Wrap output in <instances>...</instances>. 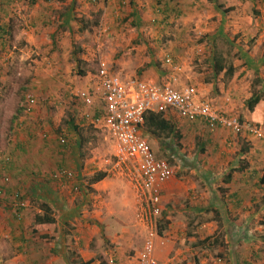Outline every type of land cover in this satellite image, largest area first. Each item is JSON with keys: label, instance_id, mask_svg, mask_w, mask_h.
<instances>
[{"label": "rangeland", "instance_id": "rangeland-1", "mask_svg": "<svg viewBox=\"0 0 264 264\" xmlns=\"http://www.w3.org/2000/svg\"><path fill=\"white\" fill-rule=\"evenodd\" d=\"M38 1L41 3V0H12V3L9 4L0 0V26L8 27L7 33L4 34V40L2 43L0 42V167L13 162L10 150L15 149L17 143L25 147L21 149H25V155L29 154L31 159L39 155L40 148L46 149L47 144L51 145V152L55 155L53 161H42L45 164V169H30L28 174H30L31 180L28 185H24V192L20 189L18 191L21 198L25 202H29L28 207L26 203L27 208L24 209H30L31 215L35 214L34 208L42 204V201L33 197L35 181L50 188L54 192L53 196L56 202L58 196L62 195L65 198L71 194V199L75 198L72 199L73 215L71 216L73 218L75 212L78 213L80 210L90 213L95 211L96 194H92V192L74 194L69 188H66L65 193H62L60 184L49 181V174L60 166L72 170H76L77 165L83 166L86 169L83 170L86 174L97 169L109 173L110 178L123 181L118 172H115V175L112 174L117 142L105 129L99 130L85 122L86 108L77 97L71 95L72 91L77 92L85 88L91 82L90 79H87V75L98 70V46L101 47V58H110L111 65L117 70L122 68L120 63L123 61L118 58L125 53L123 56L126 59L122 64L124 77L149 80L147 76L150 74H147V71L151 72L154 78L158 77L160 73H164L163 76L166 79L162 80L164 78H161L160 83L171 81L174 77L179 85H194L202 92L204 91L209 99L218 97L223 88L227 91L232 81V77H229L228 74L226 78L219 79L221 74L218 72L217 59L214 58V55L221 56L220 61L227 68L233 63L237 64V68L240 67L239 64L242 62L239 54L242 51H248L249 54L257 56L256 58H262V53L253 52L254 45L247 42L248 48L240 46V43L236 44L240 39L246 40L243 33L236 35L230 33L228 37L234 42L232 46H228L223 41L224 39H221V35L219 40L225 44L213 45L209 42L212 33L200 34L192 30L186 34L185 39L180 40V31H178L180 22L178 20L166 23V26L170 28L161 33L159 30L166 22L163 15L153 11L151 19H145V15L143 16L144 20L141 17L139 19L132 18L129 17L131 12L127 5H125L127 8L121 13L113 15L118 20L112 21L111 18L106 20L112 15L105 16L99 9H96L89 17L83 19L82 23L79 22L81 17L74 16L72 22L68 20L66 24H62L61 19H58L57 22L55 19L53 26L40 29L35 23L38 22V12L40 11L37 7ZM235 1H232L230 5L233 10L239 6L235 4ZM55 2L58 13L63 12L71 4V0H55ZM91 3L92 6L98 5V2L91 1ZM74 4V8L80 10V3L77 0ZM246 6L257 7V3L256 1L254 3L247 1ZM225 7L227 6L225 5ZM231 10L228 9L229 12ZM103 26H110V29L100 31ZM80 27L83 28V31H79ZM138 34H141V40H137ZM150 34L160 36L161 47L159 44H157L158 48L153 45L145 52L143 44H148L147 39ZM1 35L2 32H0ZM136 41L139 43L136 47L141 48L138 49L142 52H139L140 54L148 55L150 53L160 56L163 54L162 57L157 56L151 63L135 62L134 55L138 52L131 48L133 49ZM244 42L246 43V41ZM3 43L6 44L5 47L2 46ZM114 45L116 51L112 53ZM167 56H170L175 63L181 66L182 72L174 74L165 63ZM90 58H92L91 61H89ZM54 74H57L56 78ZM257 74V72H252L251 77H248L249 82L252 83L250 92L253 95L261 90ZM221 83H225L226 86L220 87ZM229 92L232 93V91ZM28 96H32L36 103L32 112L25 114L23 106L26 104ZM97 100L95 105L101 104V100ZM89 110L93 111V109ZM166 119L174 122L176 134H172L170 137L166 134L156 136L144 127L143 137L152 147L156 157L168 161L175 171L183 170L182 176L179 177H184L191 170H235L240 165L244 166V164H240L241 160L238 162L237 156L233 161L237 151H233L232 147L226 143L218 145L219 137L222 134L220 129L212 132L204 123H192L176 114L172 118L166 117ZM257 126L264 127L262 124ZM225 135L227 134L225 133ZM61 136H67L69 139V145L65 149L57 148L58 138ZM76 140L77 144H75ZM76 148L77 150H75ZM233 162L237 164L232 166ZM36 173L39 174L40 179L38 180L35 176ZM220 177L221 175L214 185H220L222 182ZM224 178L225 176H223ZM13 179L15 178L9 175L2 176L4 184L9 186L14 181ZM84 179L86 180V178ZM22 180L17 179V186ZM41 189L43 190L44 187ZM76 195L78 196L75 197ZM104 199L105 201L101 205H104L106 210L108 208L111 211L113 207H119L117 200L119 198H112L108 195ZM98 200L102 201V199ZM59 210L63 212V208ZM46 212L49 210L46 209ZM54 213L51 211L49 215L53 218ZM55 219L61 220L56 216ZM223 220L221 226L218 224L220 228L211 237L210 245L207 244L206 248H204L205 246L199 247V245H196L198 247L196 248L188 242L186 244L193 250L197 249V252L205 250L207 258L210 257L208 264H222L219 259L224 261V264H264V221L255 218L247 224L234 222L242 226L243 229L232 231L230 234L228 225L225 224V219ZM162 223L163 221H161ZM135 224L137 223L135 222ZM36 227L42 232L49 231L48 226L36 225ZM132 228L134 233L132 236L131 234L128 236V233H125L123 229L114 228L115 232H110L105 226L103 227L102 235L99 238L96 237L93 247L91 246L93 250L98 248L96 250H99L101 263L110 264L112 258H117L120 264H137L146 234L142 233L138 226H132ZM224 228L225 233H223ZM189 230L192 232V228L189 227ZM104 231L105 233H103ZM244 231L247 232V235L243 233ZM122 236L128 238L125 239ZM213 238H216L215 242H213ZM49 239L51 237L47 236V240L44 239L43 242L51 245ZM115 248H121L126 255H116ZM197 256L199 255L197 254ZM79 260L75 258L73 264H77ZM203 261L202 257L198 261L191 257L189 261L182 264H203ZM56 264L61 263L57 262ZM113 264H117V262L115 261Z\"/></svg>", "mask_w": 264, "mask_h": 264}, {"label": "crops", "instance_id": "crops-1", "mask_svg": "<svg viewBox=\"0 0 264 264\" xmlns=\"http://www.w3.org/2000/svg\"><path fill=\"white\" fill-rule=\"evenodd\" d=\"M2 1L9 3L10 0ZM77 1L80 3V10L74 8L76 0H71L70 6L59 13L55 0H41V3L38 1L37 7L40 11L38 12V22H35L38 24L37 28H50L54 25L55 19L56 22L58 19H61L62 24H66L68 20L72 22L74 16L81 17L79 22L82 23L83 19L89 17L96 9H99L105 16L111 14L112 17H108L106 20L111 18L114 21L117 17L114 18L113 15L115 16L129 7V12H131L129 17L135 14L136 16L134 17L138 19L139 17L143 18L144 15L145 19H151L153 11L163 15V19L166 22L159 30L161 33L170 28L166 26V23L171 20H178L180 22L178 25L180 40L182 38L185 39L186 34L192 30L200 34L206 32L212 33L209 37V42L213 45H220L219 43L223 44L225 42L228 46H232L234 42L228 37L230 33H235V35L243 33L246 40L240 39L236 44L240 43V46L248 47V42L254 45L253 52L262 53L261 59L264 58V0H253L252 3L255 1L257 3V7L253 8L249 6L245 7V3L250 0H236L235 4L239 6L230 12L228 8H230L234 0H134L133 5L130 4V0ZM91 1L98 2V5L92 6ZM57 13L59 14L58 16ZM109 27L103 26L100 28V31H107ZM80 30L83 31V28L80 27ZM144 35L146 36V33ZM220 35L222 36L221 39H224V42H220ZM136 37L138 38L137 40L142 39L141 34H138ZM148 37V44H143L145 52L149 47L154 45L153 47L158 48L157 44L160 46L162 43L160 36L150 34ZM136 45H139L138 41L135 42L133 49L131 48V50H137L138 52V54L134 55L136 57L135 62L151 63L155 61L157 56L162 57L163 55L140 54L139 52L141 51L138 50L140 47H136ZM97 49L98 58H100L101 47L98 46ZM115 49L114 45L111 52L114 53ZM246 52L248 53V51H245L244 58L241 57L242 63L239 64V68H237L236 63L231 65L235 69V72L232 75L230 88L227 91L225 88L221 89V94L215 99H209L204 91H200L218 110L226 113L228 116L241 117L243 122L264 125V96L254 111H250L247 107V101L253 96L250 92L252 91V83L249 82L248 77H251L252 72L254 73L256 70L258 71L257 78L261 85L259 89L264 94V65H256L255 71L251 69L254 61L258 62L261 59L256 58L257 56H254L252 53L247 54ZM123 55L125 56V53L121 54L120 57L118 56V60H123L120 63L122 70L115 69L111 65L110 58H106L115 73L122 74L124 72L122 64L126 58ZM214 58L220 60L221 56L214 55ZM91 60L92 58L89 59V61ZM228 68L220 71L221 75L219 79L227 77ZM146 73L150 74L147 76L148 81L157 84H161V78H164L162 80L166 79L163 76L164 73H160L155 78L152 77L151 72L147 71ZM54 75L56 78L57 74ZM87 79H90L91 82L83 89H95L99 85L97 71L95 73L90 72L87 75ZM225 86V83L220 84V87ZM229 91H232V93ZM220 131L222 134L219 137L218 145L221 146L222 143H226L229 147H232L233 151H237L238 153L235 154L233 161H235L237 156L238 162L241 160L240 164L242 163L244 166H235L238 167L234 168L235 170H191L184 177H179L182 176L183 170L175 171L176 175L162 187V214L159 220L160 222L163 221L164 231L163 235H159L156 239L154 253L156 264H182L189 261L191 257L195 261H198L202 257L204 260L203 264H208L210 257L207 258L206 251L203 250L201 252L199 250L200 252H197V249L193 250L188 244H193L196 248H198V245L199 247L205 246L204 248H206L207 244L210 245L209 242L202 244L201 241L207 238L211 239L218 232L220 227L213 210L219 205L225 206L226 211L223 212V215L226 217L225 224H231L234 226V230L243 229L242 226L234 222H245L247 224L255 218H260L264 221V139H258L249 132L236 135L225 129H220ZM237 136H239L238 139L234 141ZM21 148L25 147L17 143V147L15 146V149L12 148L10 150L11 155H13V157L10 155L13 158V162L6 164L2 168L0 167V264H56L57 262L61 264H73L75 258L80 259L79 261L103 264L100 262L101 256L99 255V250H96L98 248L93 250L91 246L93 247L94 239L102 235L104 226L110 232H115L114 228L117 230L123 229L125 233H128V236L130 234L132 236L134 233L132 226H138L142 230V233L146 234L145 226L137 220L138 199L135 184L120 174L124 182L110 178L107 172V178L94 185L89 184V179L95 171L86 174L84 172L86 169L83 166L76 167V171H79V179L82 182L77 184H79L80 193H85L87 184L92 188V194H96L94 199L95 211L90 213L80 210L78 213L75 212L73 218L71 216L73 215L72 199L75 198L71 199V194L64 198L61 194V197L58 196L60 191L56 192L58 196L56 202L53 196L54 192L47 186H43L41 182L35 181L34 190L32 189L34 194H32L35 199L42 201V204L34 208V215H31L30 209H23L20 211L21 218L18 219L14 207L15 200L13 194L18 192L19 189L24 192V185H28L29 180H31L29 178L30 174H28L30 173V169H45V164L42 161H53L55 157L53 152H51V145L49 144H47L46 149L40 148L41 151H38L39 155L33 159L30 158L29 154L25 155L26 150H22ZM10 158L9 160H11ZM231 164L233 166L237 163L233 162ZM34 166H36L35 169H33ZM39 166L44 167L40 168ZM228 173L232 174V180L231 183L225 184L223 176H226ZM3 175L15 178L10 186L4 184V179L2 180ZM88 175L91 176L89 177ZM219 175H221L222 182L216 186L214 183L218 180ZM35 176L37 180L40 179L38 173ZM17 179H23L22 182H19L18 186L16 183ZM43 187L44 189L42 190L41 188ZM222 187L228 188L223 198L225 204L221 202L222 195L219 193V188ZM66 188L70 189L69 186H62V189H60L63 191L62 193H65L64 190ZM108 195L112 198H119L117 199L119 207L115 206L111 211L107 208V212L106 207L101 204L105 201L104 197ZM98 199H102V201ZM26 203L28 207L29 202L26 201ZM61 208H63V212L59 210ZM46 209L49 212H46ZM51 211L55 212L53 218L49 215ZM57 211L59 216L57 215ZM44 214L51 217L54 223L45 225L36 224V216ZM55 216L60 217L61 220L58 221L55 219ZM36 225L48 226L49 231L42 232ZM189 227L192 228V232L189 230ZM227 228L231 234L233 229ZM225 232L224 228L223 233ZM47 236L51 237L49 239L51 245L43 242L44 239L47 240ZM123 238L127 239L128 237ZM116 239L118 238L116 237ZM215 240L216 238H213V242ZM187 242L188 244H186ZM100 251L102 252V249ZM114 252L119 256L126 255L121 248H115ZM115 261L117 264H120L117 258H112L110 264H113ZM219 261L224 264V261L220 259Z\"/></svg>", "mask_w": 264, "mask_h": 264}, {"label": "built area", "instance_id": "built-area-1", "mask_svg": "<svg viewBox=\"0 0 264 264\" xmlns=\"http://www.w3.org/2000/svg\"><path fill=\"white\" fill-rule=\"evenodd\" d=\"M166 64L174 74L182 68L167 56ZM97 77L99 85L95 89L72 91L86 108L84 120L99 130L105 129L117 142L114 171L130 180L136 186L138 199L137 220L146 228V238L139 254L138 264H156L154 253L156 239L159 236L160 217L162 214L161 197L163 185L172 179L176 172L172 165L156 157L152 147L143 137L146 116L150 113L168 118L178 115L189 122H202L210 131L219 129L240 135L249 132L264 138V128L243 122L238 117L228 116L218 110L194 85L182 86L177 79L157 84L152 81L133 77H124L115 73L104 58H98ZM96 98L103 104V112L92 113ZM35 99L28 96L23 106L25 114H30L35 106ZM62 143H66L62 138ZM52 179L61 186L67 182L75 184V174L61 168L53 172ZM74 194L80 193V187H71ZM18 218L26 207L17 192L14 196Z\"/></svg>", "mask_w": 264, "mask_h": 264}, {"label": "trees", "instance_id": "trees-1", "mask_svg": "<svg viewBox=\"0 0 264 264\" xmlns=\"http://www.w3.org/2000/svg\"><path fill=\"white\" fill-rule=\"evenodd\" d=\"M251 2L253 0H250ZM12 3V0L9 1V4ZM132 3H134V0H130V4L133 5ZM9 6V5H8ZM1 7V5H0ZM228 9H232L231 8H228ZM136 16L135 14L132 16L134 17ZM7 30H8V27H4V26H0V32H2V35L0 36V42L2 43V41L4 40V34L7 33ZM6 44H2L3 47H5ZM247 53V52H246ZM245 54V51H242L240 52L239 54V57L241 58H244ZM249 54V52L247 53ZM264 59V58H263ZM261 59L259 60L258 62H255L253 63V67L251 69H253L255 71V67L256 65H264V60ZM221 60V59H220ZM220 60H217V67H218V72L220 71H223L225 68H227L225 66V64L221 63ZM223 61V60H222ZM261 61V62H260ZM166 63V62H165ZM247 64V63H246ZM245 64V65H246ZM233 65V64H231ZM231 65H229V68H228V76L229 77H232V75L234 74L235 72V69L233 67H231ZM255 72L258 73V71L256 70ZM259 82V81H258ZM260 84V83H259ZM261 86V85H260ZM264 88V87H263ZM262 90L258 91L257 93H255L248 101H247V107L250 111H254L255 107L258 105V103L261 101V99L263 98L264 94L261 92ZM92 113H98V112H103V104H99V105H95V107L93 108V111H91ZM86 122V121H85ZM195 123V122H193ZM202 123V122H201ZM206 125V124H205ZM76 129H78L77 127H75ZM145 128H147L148 131H150L152 134L156 135V136H160V134H166L168 137H170L172 134H176V127H175V124L173 121H170V120H167L165 116L163 115H160V114H155V113H150L146 116V119H145ZM264 128V127H262ZM253 135V134H252ZM256 137V136H255ZM62 138H65L66 140V143H62ZM258 138V137H257ZM58 142H57V148L58 149H65L69 144V139L67 138V136H61L60 138H58ZM260 139V138H258ZM264 139V138H262ZM75 144H77V140L75 141ZM79 166V165H77ZM76 166V167H77ZM61 168H64V169H67L69 171H72L74 174H75V177H76V180H75V184H73L72 182H67L65 185L66 186H69L70 188L71 187H79V184L77 183H82L81 180L79 179V174L78 172L79 171H76L75 169L72 170L70 168H65L63 166H60L58 169H61ZM58 169L52 171L50 174H49V181H53L57 184H60L58 183V181H55L54 179H52L51 175L53 174V172L55 171H58ZM233 170V169H232ZM95 171L92 175V177L89 179V184H96L102 180H104L105 178L108 177V174L106 172H103V171H99V170H93ZM231 180H232V174L231 173H228L225 178H224V183L227 184V183H231ZM228 188L226 187H222V188H219V193L220 195H222V200L221 202L223 204H225L223 202V198H224V194L227 192ZM82 191V190H81ZM89 192H92V188L87 184L86 185V190H85V193L88 194ZM17 192H15L13 194V197L15 196ZM15 200V199H14ZM21 201H24L22 198H21ZM16 210V209H15ZM229 210V208H228ZM226 211L225 210V206H222V205H219L217 206L216 208H214L213 212H215L216 214V218L218 220V223L220 224H223V219H226V217L223 215V212ZM16 216H17V211H16ZM20 219V218H18ZM229 220V219H228ZM36 224L38 225H45V224H53L54 223V220L47 216L46 214L44 215H37L36 216ZM226 222V221H225ZM229 222V221H228ZM228 227L233 231H236L234 230V226H232L231 224L227 223ZM231 226V227H230ZM163 231H164V225L163 223L161 224L160 222V229H159V235H163ZM245 235H247V232L244 231L243 232ZM212 239V238H211ZM210 238H207L206 240H203L201 241V243H206V242H210L211 240ZM77 264H93L92 262H85V261H78Z\"/></svg>", "mask_w": 264, "mask_h": 264}]
</instances>
